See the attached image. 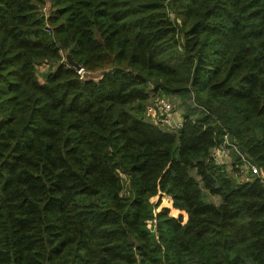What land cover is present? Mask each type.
Here are the masks:
<instances>
[{
  "label": "trees",
  "instance_id": "16d2710c",
  "mask_svg": "<svg viewBox=\"0 0 264 264\" xmlns=\"http://www.w3.org/2000/svg\"><path fill=\"white\" fill-rule=\"evenodd\" d=\"M226 136L264 174V0H0V264H264Z\"/></svg>",
  "mask_w": 264,
  "mask_h": 264
},
{
  "label": "built area",
  "instance_id": "2783aa9c",
  "mask_svg": "<svg viewBox=\"0 0 264 264\" xmlns=\"http://www.w3.org/2000/svg\"><path fill=\"white\" fill-rule=\"evenodd\" d=\"M79 72H82L79 71ZM147 118L158 125L163 126L170 132H177L183 128V118H178L174 113L173 103L165 96L155 98L146 110ZM212 158L219 164H226L230 160L232 153H236L242 161L240 173L241 175L251 174L260 177L264 182V174L262 170L247 159L238 148L230 141L228 136L224 138L221 146L212 150Z\"/></svg>",
  "mask_w": 264,
  "mask_h": 264
},
{
  "label": "rangeland",
  "instance_id": "374dc122",
  "mask_svg": "<svg viewBox=\"0 0 264 264\" xmlns=\"http://www.w3.org/2000/svg\"><path fill=\"white\" fill-rule=\"evenodd\" d=\"M50 67H51V64L44 63L39 68L40 81H43V77H44L43 75H45L48 72V70L50 69ZM169 99L173 103L174 113H175L176 116H178V118H183V116L186 113H188V111H191V110L195 111V109L197 108L198 110L196 111V114H194V117H192V119L195 120V119H197V117L199 115V112H201V109L198 108L197 105L194 103L192 96H187V97H178L177 96V97H170ZM236 159L237 158L233 154L232 159L227 161L226 166L230 167L229 170H232L231 167H233L234 162H236ZM192 174L194 176H196L195 171H192ZM212 197L213 196H210L207 193L206 201L208 203L212 202L211 201Z\"/></svg>",
  "mask_w": 264,
  "mask_h": 264
},
{
  "label": "crops",
  "instance_id": "0c3cea01",
  "mask_svg": "<svg viewBox=\"0 0 264 264\" xmlns=\"http://www.w3.org/2000/svg\"><path fill=\"white\" fill-rule=\"evenodd\" d=\"M234 154V153H233ZM233 156V155H232ZM232 156H231V158H230V160L232 159ZM235 156V155H234ZM227 164V163H226ZM230 168V167H229ZM241 174V173H240ZM244 175H241L240 176V180H243L244 178ZM211 201L212 202H210V203H212V204H215V205H220L221 203H222V200H221V198H219V197H217V196H213L212 197V199H211Z\"/></svg>",
  "mask_w": 264,
  "mask_h": 264
},
{
  "label": "water",
  "instance_id": "95a60500",
  "mask_svg": "<svg viewBox=\"0 0 264 264\" xmlns=\"http://www.w3.org/2000/svg\"><path fill=\"white\" fill-rule=\"evenodd\" d=\"M67 63H68L71 67L76 68L78 71H81V70H82L81 67H80L77 63H75V62L73 61L71 55H67Z\"/></svg>",
  "mask_w": 264,
  "mask_h": 264
}]
</instances>
